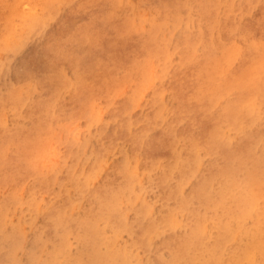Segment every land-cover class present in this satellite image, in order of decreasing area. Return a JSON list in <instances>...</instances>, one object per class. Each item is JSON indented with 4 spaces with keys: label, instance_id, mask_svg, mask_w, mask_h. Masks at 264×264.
Here are the masks:
<instances>
[{
    "label": "rangeland",
    "instance_id": "obj_1",
    "mask_svg": "<svg viewBox=\"0 0 264 264\" xmlns=\"http://www.w3.org/2000/svg\"><path fill=\"white\" fill-rule=\"evenodd\" d=\"M1 1L15 4L16 12L7 21L11 27L7 30L9 33L3 25L0 27V98L6 100L2 102L0 99V119L6 122H0V146H3L0 147V264H32L33 261V264H50L51 260V264H66L64 256L69 258L67 262L88 264V258L93 252L95 257L100 245V250L104 247V251L116 257V264H183L184 260L187 262L195 255L196 259H192L195 264H226L235 260L238 246L247 238L245 230L253 229L256 220L247 216L243 225L234 220L226 221L230 236L223 238L219 211L204 210L201 206L203 210H199V204L189 196L205 177L206 182L212 181L211 197L223 190L224 199L229 200L231 193L225 186L236 187L233 194L245 192L249 168L253 166L248 160L251 154L254 160L261 161V170L254 186L257 193L250 195L246 192L248 204L251 201V210L254 211L251 214L255 216L264 211V99L261 98H264V0H247V4L246 0H0V5ZM209 5L215 9L214 16L207 13ZM23 8L24 12L21 11ZM176 14H179L178 18ZM72 19L84 28L75 43L74 52L66 49L65 42L60 43L61 33L69 32L75 24ZM88 19L97 21L96 25L89 26L86 23ZM103 24H106V29L101 30ZM127 28L129 31L123 32ZM153 30L155 36L151 33ZM186 32L189 35L185 36ZM208 34L212 35L211 43ZM71 37L69 34L66 40ZM200 38L203 39L199 41ZM155 43L160 47L156 48ZM239 43L241 45L238 46ZM231 44L237 45L235 49L239 48L231 49ZM221 45L230 52L222 50ZM225 45L231 47L225 48ZM254 45L256 48L253 49ZM195 51L196 55L192 56ZM223 54L227 55V61L222 60L225 58ZM54 55L58 58H53ZM210 57L216 62H212ZM231 61V65L226 64ZM198 67H201V72ZM207 69H211V74ZM247 85L252 87L245 89ZM15 94L19 96L15 97ZM214 121H220L217 135L214 134V140L206 145L209 141L199 138V134L205 130L215 133ZM28 137L32 139L28 141ZM239 151L248 153L245 155L247 163L238 169L236 166L240 165L236 156ZM211 162L215 166L227 163L231 173L238 170L227 182L221 180L229 179V176L221 179L212 176L209 179ZM238 174L242 175L239 177ZM129 179L132 183H128ZM117 187L124 191L120 190L123 194L117 191ZM109 189H113L111 195L107 192ZM101 195L103 198L99 197ZM116 196H120L119 200L116 199L119 203H115ZM102 201H108L103 203L106 206H101ZM109 202L121 210L118 212ZM90 204V210H97L86 214ZM84 210L85 215H82ZM98 212H103L100 214L102 218ZM121 216H126L125 220ZM81 217L87 220L85 223L88 225L82 223ZM104 217L110 218L104 220ZM56 218L59 222L55 223ZM61 219L65 221H61L62 225ZM80 223L83 229L78 232L83 234L86 231L82 237L80 233H74L77 232L76 224ZM94 223L99 232L94 230ZM184 226L190 227L189 231ZM86 229L91 236H87ZM195 235L200 241L193 237ZM178 239L184 241L178 244ZM219 240L224 244L221 245ZM95 241L102 243L96 246ZM215 241L220 246L224 245L219 251L221 254L217 255L219 258L213 256L219 260H213V254L208 250V247L218 245H214ZM54 245L58 246L54 248ZM203 245V249H199ZM57 248L60 252H67L61 254ZM193 250L199 254H193ZM82 251L87 252V258ZM99 251L97 253L102 255L96 253V258L90 259H93V264H98L95 260L99 256L102 261L99 264H114L115 259L106 251ZM176 255L181 256L182 262ZM108 256L113 261L109 262ZM260 256L259 250L251 251L242 262H256ZM103 260L107 262L103 263ZM185 262L193 264L190 260Z\"/></svg>",
    "mask_w": 264,
    "mask_h": 264
},
{
    "label": "bare ground",
    "instance_id": "obj_2",
    "mask_svg": "<svg viewBox=\"0 0 264 264\" xmlns=\"http://www.w3.org/2000/svg\"><path fill=\"white\" fill-rule=\"evenodd\" d=\"M107 1H109V0H107ZM120 1V0H119ZM118 1V2H119ZM197 1V0H196ZM2 2V1H1ZM209 2V1H208ZM247 0L245 1V3L247 4ZM47 4H51V3H49V2H47ZM214 4V3H213ZM24 5V4H23ZM25 6V5H24ZM23 7V6H22ZM42 7V6H41ZM16 5L15 4H11V3H7V2H2L1 3V5H0V27L3 25L4 26V30H6V32L7 33H9V31H7L9 28H11V27H9V24H8V19H9V17H11V15L14 13V12H16ZM206 9H207V13H210L212 16H214L215 15V9L211 6V5H209V7H206ZM24 8L21 10V11H23L24 12ZM43 10H44V8H43ZM20 11V12H21ZM193 11V10H192ZM195 11V10H194ZM22 12V13H23ZM21 14V13H20ZM24 14V13H23ZM113 14V13H112ZM108 15V14H107ZM177 15V18H178V15L179 14H176ZM182 15V14H181ZM192 15V14H191ZM39 16V15H38ZM225 16V15H224ZM88 17H90V16H88ZM100 17H102V15L100 16ZM42 18V17H41ZM180 18H182V17H180ZM10 20V19H9ZM73 20V19H72ZM181 20V19H180ZM179 19H178V21H180ZM193 20V19H192ZM168 21V19L166 20V21H164V22H167ZM184 21V20H183ZM73 22H75V24L73 25V27H72V31L70 32H62L61 33V37H62V41L60 42V43H63V42H65L66 44H67V50H69V51H71V52H74L76 49V45H75V43H76V41H77V39H78V36L81 34V33H83V30H84V28L83 27H81L80 26V22H78V21H74L73 20ZM172 22V21H171ZM192 22V21H191ZM215 22H218V20L216 19V21ZM87 24H89V26H94V25H96V23H97V21H94V19H88L87 20V22H86ZM174 23V22H173ZM198 24V23H197ZM207 24V23H206ZM213 24V23H212ZM212 24H210V25H212ZM218 24V23H217ZM185 25H187V23L185 24ZM198 25H200V24H198ZM197 25V26H198ZM214 25V24H213ZM172 26H173V24H172ZM179 26V25H178ZM125 27H126V25H125ZM124 27V28H125ZM207 27V26H206ZM209 27H211V26H209ZM230 27V26H229ZM161 28V27H160ZM186 28H187V26H186ZM189 28V27H188ZM102 29H106V24H103V27L101 28V30ZM126 29V28H125ZM123 30V32L125 31H129L128 30V28H127V30ZM191 29V28H190ZM198 29H200V28H198ZM212 29H214V28H212ZM34 30V29H33ZM121 30V29H120ZM138 30V29H137ZM92 31V30H91ZM199 31V30H198ZM201 31H202V29H201ZM116 32H117V29H116ZM121 32H122V30H121ZM135 32V31H134ZM115 33V32H114ZM117 33H119V32H117ZM130 33V32H129ZM151 33H155V30H153ZM203 33V32H202ZM217 33H219V31H217ZM69 34H72V37L70 38V39H68V40H66V37H68V35ZM101 34H102V32H101ZM120 34V33H119ZM157 34V33H156ZM189 35V32H186L185 33V36L186 35ZM108 35V34H107ZM116 35H118V34H116ZM141 35V34H140ZM139 35V36H140ZM203 35V34H202ZM209 36H210V34H208ZM149 36H151V34L149 35ZM153 36H155V34L153 35ZM173 36V35H172ZM184 36V37H185ZM165 37V36H164ZM163 37V38H164ZM180 37H182V34H180ZM211 37H212V35L210 36V39H211ZM138 38V37H137ZM136 38V39H137ZM144 38V37H143ZM161 38L162 37H160L159 39V41H161ZM220 38V37H219ZM243 38H244V34H243ZM1 39H2V37H1ZM152 39H153V37H152ZM155 39V38H154ZM153 39V40H154ZM201 39H203V38H200L199 39V41L201 40ZM251 39H254V38H251ZM87 40V39H86ZM89 40V39H88ZM146 40V39H145ZM148 40V39H147ZM233 40V39H232ZM231 40V41H232ZM255 40V39H254ZM90 41V40H89ZM157 41V40H156ZM167 41V40H166ZM193 41V40H192ZM3 42V41H2ZM112 42H114V41H112ZM195 42V41H194ZM196 42H197V40H196ZM212 42V39H211V41H210V43ZM249 42H251V41H249ZM248 41H247V43H249ZM254 42V41H253ZM256 42V41H255ZM110 43V42H109ZM3 44H4V42H3ZM156 44V43H155ZM183 44H185V43H183ZM189 44H192V43H189ZM194 44H196V43H194ZM198 44V43H197ZM251 44H252V42H251ZM157 45V44H156ZM164 45V44H163ZM167 44H165V46H166ZM234 44H231V46H232V48L231 49H235V47L237 46V45H235V47L233 46ZM239 45H241L240 43L238 44V46ZM256 45H257V42H256ZM256 45H254L253 46V49H254V47L256 46ZM95 46H96V43H95ZM142 46V45H141ZM158 46V45H157ZM155 46L156 48H159L160 46ZM165 46H163V47H165ZM197 46V45H196ZM196 46L194 45V47L196 48ZM205 46V45H204ZM226 46H228V45H225V48H228V47H226ZM230 46V47H231ZM0 47H1V45H0ZM149 47V46H148ZM154 47V49H156ZM192 47H193V44H192ZM223 46L221 45V48H222ZM229 47V48H230ZM162 48V47H161ZM195 48H193V49H195ZM220 48V49H221ZM239 47H237V49H238ZM242 48V47H241ZM240 48V49H241ZM256 48V47H255ZM54 49V48H53ZM56 49V48H55ZM150 49V48H149ZM237 49H235V50H237ZM148 50V49H147ZM157 50V49H156ZM188 50V49H187ZM191 50H192V48H191ZM196 50V49H195ZM222 50H224L225 51V49H223L222 48ZM230 50V49H229ZM229 50H227V51H229ZM150 50H148V52H149ZM158 51V50H157ZM227 51H225V52H227ZM232 51V50H231ZM240 51V50H239ZM153 52H155V51H153ZM220 52H221V50H220ZM225 52H223V53H225ZM230 52V51H229ZM233 52H235V51H233ZM232 52V53H233ZM241 52V51H240ZM240 52H236L237 54L239 53L240 54ZM242 52H243V50H242ZM138 53V52H137ZM150 53V52H149ZM156 53V52H155ZM155 53H154V55H155ZM158 53V52H157ZM187 53V52H186ZM193 54H192V56L196 53V51L195 52H192ZM236 53H235V55H236ZM189 54V53H188ZM190 54H191V52H190ZM189 54V55H190ZM206 54H207V52H206ZM205 54V55H206ZM80 55V54H79ZM152 55H153V53H152ZM187 55V54H186ZM196 55V54H195ZM221 54L219 53V56H220ZM224 55V54H223ZM234 54H232V56H233ZM243 55V54H242ZM241 54H240V56H242ZM151 56V55H150ZM213 56H215L214 54H213ZM222 56V55H221ZM225 56V58L224 57H222V58H224V59H222V60H226V58H227V55H224ZM239 56V55H238ZM53 58H58V56H56V55H54V56H52ZM134 57H135V55H134ZM133 57V58H134ZM186 57V56H185ZM191 57V56H190ZM189 57V60L191 59ZM215 57H217V56H215ZM97 58V57H96ZM135 58H137V57H135ZM194 58H198L197 56H194ZM210 58H212V57H210ZM230 58H232V57H230ZM187 59V58H186ZM185 59V60H186ZM237 59V58H236ZM255 59H257V58H255ZM255 59H254V61H255ZM208 60V58L206 59V61ZM215 61V58L213 59L212 58V62H214ZM219 60V59H218ZM230 60H232V59H230ZM77 61V60H76ZM209 61H210V59H209ZM227 61V60H226ZM225 61V62H226ZM256 61H258V59L256 60ZM182 62V61H181ZM190 62V61H189ZM216 62V61H215ZM214 62V63H215ZM224 62V61H223ZM233 61H231V62H227L226 64H230L231 65V63H232ZM97 63V62H96ZM185 63V62H184ZM214 63H213V65H214ZM256 63V62H255ZM261 63V62H260ZM77 64V63H76ZM187 64V63H186ZM209 64V63H208ZM207 64V65H208ZM78 65V64H77ZM181 65H182V63H181ZM203 65V64H202ZM206 65V66H207ZM218 65H220V64H218ZM230 65L229 66H227V67H230ZM184 66H186V65H184ZM211 66V65H210ZM214 66H216V65H214ZM254 66H256V65H254ZM75 67V66H74ZM202 67V66H201ZM201 67L199 68V70L201 69ZM212 67V66H211ZM218 67V66H217ZM226 67V68H227ZM262 67V66H261ZM203 68V67H202ZM206 68V67H205ZM219 68V67H218ZM256 68H257V66H256ZM59 70V69H58ZM72 70V69H71ZM196 70V69H195ZM203 70V69H202ZM208 70V69H207ZM206 70V71H207ZM211 69H209L208 71H210ZM197 71V70H196ZM221 71H222V67H221ZM264 71V70H263ZM200 72H201V70H200ZM203 72H205V71H203ZM53 73V72H52ZM76 73V72H75ZM260 73V72H259ZM60 74V73H59ZM112 74V73H111ZM210 74H211V71H210ZM56 75H57V73H56ZM78 75H79V73H78ZM78 75H77V77H78ZM110 75V74H109ZM197 75V74H196ZM195 75V76H196ZM58 76V75H57ZM111 76V75H110ZM263 76V75H262ZM60 77V76H59ZM58 77V78H59ZM80 77V76H79ZM78 77V78H79ZM102 77H104L105 78V76L103 75ZM104 78H102V79H104ZM195 78V77H194ZM261 78V77H260ZM264 78V77H263ZM48 80H49V78H47ZM106 79H107V77H106ZM260 82L259 83H262L261 82V80L260 79H258ZM68 81V80H67ZM61 82H62V80H61ZM106 82V81H105ZM256 81H254V83H255ZM64 83V82H63ZM250 83V82H249ZM256 83H258V82H256ZM71 84V83H70ZM78 84V83H77ZM98 84V83H97ZM248 84V83H247ZM72 85V84H71ZM250 85H254V84H250ZM250 85H247V86H245V89H246V87H247V89H248V87H252V86H250ZM70 86V85H69ZM106 86V85H105ZM255 86H256V84H255ZM40 87H42V86H40ZM67 87V86H66ZM263 88V87H262ZM264 89V88H263ZM60 90V89H59ZM63 90H64V88H63ZM66 90V89H65ZM64 90V91H65ZM256 90V89H255ZM260 90H262L261 88H260ZM260 90H256V91H260ZM56 91V90H55ZM244 91V90H243ZM247 91V90H246ZM106 92V91H105ZM11 93V92H10ZM13 93V92H12ZM254 93V92H253ZM9 92H7V96L9 97ZM255 94V93H254ZM6 95V94H5ZM16 95L17 94H15V97H16ZM242 95V94H241ZM240 95V96H241ZM257 95V94H256ZM11 96V95H10ZM13 96V95H12ZM17 96H19V95H17ZM239 96V95H238ZM14 97V98H15ZM55 97V96H54ZM53 97V99L52 100H55V98ZM2 98V97H1ZM0 98V99H1ZM10 98V97H9ZM13 98V99H14ZM19 98V97H18ZM17 98V100H19ZM58 98H59V96H58ZM237 98H239V97H237ZM262 99H264L263 97H261ZM11 99H12V97H11ZM5 100V99H4ZM3 100V101H4ZM198 100V99H197ZM196 100V101H197ZM1 101H2V99H1ZM2 101V102H3ZM10 101V100H9ZM199 101V100H198ZM5 102H6V100H5ZM14 102V101H13ZM34 102V101H33ZM56 102H57V100H56ZM52 103V102H51ZM9 104H11V103H9ZM8 104V105H9ZM52 104H54L55 105V103H52ZM1 105H3V103H1ZM4 106V105H3ZM46 106H48V105H46ZM53 107H55V106H53ZM31 108V107H30ZM16 109V108H15ZM124 109V108H123ZM46 110V109H45ZM17 111V110H16ZM60 111H62L61 110V108H60ZM211 111V110H210ZM29 112V111H28ZM48 112V111H47ZM213 112V111H212ZM18 113H20V111L18 112ZM57 113V112H56ZM123 113V112H122ZM183 113V112H182ZM227 113V112H226ZM230 113V112H229ZM235 113V112H234ZM124 114V113H123ZM202 114V113H201ZM200 114V115H201ZM208 114V113H207ZM21 115V114H20ZM20 115H18V116H20ZM46 115V114H45ZM51 115V114H50ZM59 115V114H58ZM203 115V114H202ZM208 116H210V114H208ZM224 116H225V114H224ZM230 116H232L233 117V115L231 114ZM229 116V117H230ZM0 118H1V116H0ZM51 118V117H50ZM191 118V117H190ZM206 118V117H205ZM210 118V117H209ZM225 119H228L227 117H224ZM231 118V117H230ZM238 117H236L235 118V120L237 119ZM182 120V119H181ZM190 120V119H189ZM212 120V119H211ZM4 121V120H3ZM130 121V120H129ZM129 121H128V123H129ZM0 122H2L1 121V119H0ZM51 122V121H50ZM149 122V121H148ZM171 122V121H170ZM6 124V122H2V124ZM123 123V122H122ZM214 123V125L213 124H211V125H213L212 127L215 129V133H214V131H210L211 133H212V135H211V133L209 132V130H205V131H202V133L201 134H199L200 136H199V138H203L206 142L207 141H209V142H207L206 143V145L207 144H211V142L214 140V139H212V137L214 138V134L215 135H217L216 134V132H217V127H218V125H219V123H220V121H214L213 122ZM48 125V124H47ZM51 125V124H50ZM148 125V124H147ZM170 125H172V123L170 124ZM128 126V125H127ZM0 127H1V125H0ZM5 127V126H4ZM3 127V128H4ZM170 127V126H169ZM6 128H8V127H6ZM197 128V127H196ZM147 129H149V128H147ZM170 129H171V127H170ZM169 130V129H168ZM7 131V130H6ZM10 131V130H9ZM8 131V132H9ZM145 131V130H144ZM170 131V130H169ZM174 131V130H173ZM1 132H3L2 130H1ZM37 132V131H36ZM167 132V131H166ZM141 133H142V131H141ZM141 133H139V134H141ZM144 133V132H143ZM145 133H147V132H145ZM187 133V132H186ZM2 134V133H1ZM38 135V134H37ZM143 135V134H142ZM175 135V134H174ZM184 135H185V133H184ZM188 135V134H187ZM6 136V135H5ZM4 136V137H5ZM138 136V135H137ZM141 136V135H140ZM145 136V135H144ZM189 136V135H188ZM4 137L2 136L1 137V139H4ZM158 137V136H157ZM177 136H175V138H176ZM180 137V136H179ZM190 137V136H189ZM188 137V138H189ZM8 138H11V137H9L8 136ZM25 138V137H24ZM24 138H23V141H24ZM141 138V137H140ZM28 139V141H30L32 138H30V137H28L27 138ZM37 139V138H36ZM35 139V140H36ZM157 139V138H156ZM162 139V138H161ZM177 139V138H176ZM195 139V138H194ZM210 140H212V141H210ZM19 141V140H18ZM22 141V142H23ZM165 141V140H164ZM11 142V141H10ZM9 142V143H10ZM133 142V141H132ZM176 142H177V140H176ZM3 143V142H2ZM8 143V142H7ZM13 143V142H12ZM145 143H147L146 141H145ZM170 143V142H169ZM251 143V142H250ZM165 144V143H164ZM218 144V143H217ZM1 145V144H0ZM4 145V144H3ZM166 145H167V143H166ZM174 145H176V144H174ZM236 145V144H235ZM252 145H253V143H252ZM209 146V145H208ZM0 147H3V146H0ZM5 147V146H4ZM8 147V146H7ZM24 147V149H25V146H23ZM220 147V146H219ZM235 147V146H234ZM246 147H247V144H246ZM252 147V146H251ZM17 148V147H16ZM249 147H247V149H248ZM22 149V148H21ZM168 149V148H167ZM0 150H1V148H0ZM26 150V149H25ZM225 150V149H224ZM230 150H233V149H230ZM249 150V149H248ZM248 150H246V151H248ZM260 150V149H259ZM8 151V150H7ZM20 151V150H19ZM27 152H28V150H26ZM171 151H172V149H171ZM219 151H221V150H219ZM218 151V152H219ZM246 151H242V152H240L239 151V154L236 156V157H238V161H237V163H239V165L240 166H238V164H237V168L238 167H243V166H245V164L247 163V161H246V158H245V155H247V153L248 152H246ZM250 151V150H249ZM261 151V150H260ZM2 152H4V150L2 151ZM226 152H228V151H226ZM230 152V151H229ZM234 152H236V151H234ZM256 152V151H255ZM254 152V153H255ZM224 153V152H223ZM233 153V152H232ZM261 152H259V154H260ZM228 154V153H227ZM226 154V155H227ZM235 154V153H234ZM234 154H230L229 153V155H233L234 156ZM32 155V154H31ZM126 155V154H125ZM190 154H188V156H189ZM220 155V154H219ZM251 154H249L248 155V160L250 161V162H252L253 163V166H252V168L250 167L249 168V172H248V179H247V181H246V185H247V190H245V192H241V191H239V193L238 194H233V192L232 191H234V192H236V187H234V186H232V187H230V186H225V189H227V191L228 192H230L231 193V198L229 199V200H225L224 199V195H225V193H224V191L223 190H221L220 192H218V193H216L215 192V194H213V196L211 197V195L212 194H210L209 192H211L212 191V185H210L211 184V180H208L207 182H206V177L205 178H203V176L201 177V179H202V181L200 182V183H197L196 184V186L193 188V190H192V194L189 196V198H191V200L192 199H194V201H196L198 204H199V210H203V209H201V207H204L205 209L204 210H206V209H209V208H211V209H215L216 211H219V212H217L218 213V217L220 218V222L221 223H219L220 225L219 226H221V228L223 229L222 231H223V235L224 236H222L223 238L225 237H227V238H229V236H230V229H229V225H228V227H227V224L225 223L226 221H230V220H234V221H236V222H238V225H243V224H245V217H247L248 216V218L250 217L251 219H254V220H256V223H254L253 224V226H254V228L253 229H246L245 231V233H247V238H246V240L243 242V243H241L239 246H238V251H236L237 253H236V255L234 256V257H236V259L235 260H233V261H228L226 264H248V263H245V261L244 262H242V259L243 258H248L249 257V255H250V253H251V251H255V250H259L260 251V253H261V259L259 260V261H256V262H252V263H249V264H264V211H263V213H261V215H259V216H255L254 214H251V213H254V211L253 210H251V201H250V203L248 204V195H247V193L248 194H250V195H253V194H256L257 193V190L254 188V186L256 185V176H257V174L259 173V171L261 170V168H260V165H259V163L261 162L260 160H254L251 156H250ZM24 156H25V154H24ZM240 156H241V158H240ZM260 156V155H259ZM4 157V156H3ZM2 157V158H3ZM21 157V156H20ZM31 157V156H30ZM145 157V156H144ZM151 157V156H150ZM225 157H227V156H225ZM232 158L233 157H231L230 158V160H232ZM226 159V158H225ZM224 159V160H225ZM242 159V160H241ZM26 160V159H25ZM24 160V161H25ZM125 160H127V157H126V159L124 158V161ZM183 160V159H182ZM22 161H23V159H22ZM172 161V160H171ZM175 161H177V160H175ZM175 161H174V163H175ZM227 161H229V158L227 157ZM179 162H180V160H179ZM185 162V161H184ZM215 162H216V159H215ZM168 163H170V162H168ZM177 163V162H176ZM175 163V164H176ZM183 163V162H182ZM190 163V162H189ZM212 163V162H211ZM221 163V162H220ZM2 163H0V165H1ZM179 164V163H178ZM215 164H217V163H215ZM231 164V163H230ZM190 165H192V164H190ZM227 165V163H223L222 162V164H220L219 166H215V165H213V163H212V166H214V167H210V171H211V174L210 173H208L209 174V179L212 177V176H214V177H216V178H218V179H221L222 177H228L229 176V179L227 178H225V180L223 179V180H221V182H224V181H230V177H233V174H235V172H237V170L239 169H236L234 172H232L231 173V171H230V169L229 168H231V167H228V166H226ZM229 165V164H228ZM3 166V165H2ZM1 166V167H2ZM31 166H32V164H31ZM124 166V165H123ZM174 166V165H173ZM172 166V167H173ZM179 166H180V164H179ZM182 166H183V164H182ZM189 166V165H188ZM19 167V166H18ZM172 167H171V170H172ZM177 167V166H176ZM175 167V168H176ZM170 168V167H169ZM191 168H193V167H191ZM13 169V168H12ZM119 169H120V167H119ZM123 169V168H122ZM164 169V168H163ZM190 169V168H189ZM196 169H198V167L196 168ZM124 170H126L125 168H124ZM168 170V169H167ZM166 170V171H167ZM171 170H169V172L171 171ZM179 170V169H178ZM163 171V170H162ZM244 171V170H243ZM118 172V171H117ZM122 172L124 173V171L122 170ZM164 172V171H163ZM162 172V173H163ZM174 171H172V173H173ZM182 172V171H181ZM188 172H189V170H188ZM165 173V172H164ZM163 173V174H164ZM177 173H178V171H177ZM241 173V172H240ZM2 174V173H1ZM157 174H159V173H157ZM168 174H171V173H168ZM174 174V173H173ZM176 174V173H175ZM179 174V173H178ZM184 174V173H183ZM5 176L7 175V174H4ZM180 175V174H179ZM239 175V177L242 175V174H238ZM4 176V177H5ZM125 176V175H124ZM161 176H163V175H161ZM160 176V177H161ZM184 176H186V175H184ZM245 176V175H244ZM126 177V176H125ZM235 177H237V176H235ZM128 178H130L129 177V175H128ZM74 179V178H73ZM85 179V178H84ZM120 179H122V178H120ZM160 179V178H159ZM162 179V178H161ZM167 179H169V178H167ZM178 179V178H177ZM200 179V180H201ZM75 180H77V179H75ZM82 180V179H81ZM107 180V179H106ZM113 180H115V179H113ZM118 180V179H117ZM117 180H115V181H117ZM130 181H128V183H132V179H129ZM163 180H164V177H163ZM78 181V180H77ZM109 181V180H108ZM123 181V180H122ZM127 181V180H126ZM165 181V180H164ZM167 181V180H166ZM165 181V182H166ZM75 182V181H74ZM83 182H84V180H83ZM82 182V183H83ZM124 182V181H123ZM80 183V182H79ZM82 183H81V185H82ZM106 183H107V181H106ZM105 183V184H106ZM110 183V182H109ZM116 183V182H115ZM120 183V182H119ZM119 183H117L116 185H118ZM126 183V182H125ZM157 183V182H156ZM160 183H161V181H160ZM78 184V183H77ZM77 184H76V186H77ZM121 184V183H120ZM119 184V185H120ZM166 184V183H165ZM170 184V183H169ZM109 185V184H108ZM123 185V184H122ZM210 185V186H209ZM103 186H104V184H103ZM106 186V185H105ZM156 186V185H155ZM170 186H174V185H171L170 184ZM208 186H209V188H208ZM81 187V186H80ZM79 187V188H80ZM111 187V186H110ZM115 187V186H114ZM113 187V188H114ZM120 187H121V185H120ZM163 187V186H162ZM175 187V186H174ZM112 188V187H111ZM127 188V187H126ZM129 188V187H128ZM128 188L126 189V190H128ZM164 188H165V186H164ZM168 188V187H167ZM177 188V187H176ZM117 189H119V190H117ZM117 191L119 192V193H121V189L120 188H118L117 187ZM161 189V188H160ZM173 189V188H172ZM221 189H223V187H221ZM246 189V188H245ZM110 191H108L107 190V192L111 195V190L113 191V189H109ZM114 190H115V188H114ZM121 190V191H120ZM125 190V191H126ZM167 190V189H166ZM116 191V192H117ZM158 191L160 192V190L158 189ZM162 191H164V189L162 190ZM191 191V190H190ZM189 191V192H190ZM106 192V191H105ZM122 192H124V191H122ZM247 192V193H246ZM118 193V194H119ZM166 194H167V192H165ZM165 193H164V195H165ZM107 194V193H106ZM121 194H123V193H121ZM99 195V194H98ZM102 195H104V194H102ZM102 195L101 196H99L100 198L102 197ZM168 195V194H167ZM262 195H264V194H262ZM262 195H260V196H262ZM107 196H108V194H107ZM118 196V195H117ZM117 196H116V198H115V201H116V199H118L119 200V198H120V196H119V198H117ZM160 196V195H159ZM259 196V197H260ZM98 197V196H97ZM105 197V196H104ZM164 197V196H163ZM166 197V196H165ZM264 197V196H263ZM19 198V197H18ZM103 198V197H102ZM111 198V196H109V199ZM97 199V198H96ZM105 199V198H104ZM103 199V200H104ZM112 199H113V197H112ZM204 199H208V200H211V201H204ZM21 200V199H20ZM106 200V199H105ZM111 200V199H110ZM122 201V200H121ZM99 202H101V200H99ZM108 202V201H107ZM107 202H103L102 201V205L99 203V206H98V208L100 207V205L101 206H106L105 204L103 205V203H107ZM112 202V201H111ZM111 202H109V204L111 203ZM118 201H116L115 203H117ZM120 202V201H119ZM118 202V203H119ZM114 203V202H113ZM114 203V204H115ZM92 204V203H91ZM91 204L88 206L89 207V209L87 210V213L86 214H88L89 212L88 211H90L91 213H92V211L93 210H95V209H92V210H90V206H91ZM98 204V203H97ZM108 204V205H109ZM30 205H32V203L30 204ZM110 205H112V206H115L114 208H116V206L117 205H113L112 203L110 204ZM196 206H197V204H195ZM111 206V208H113ZM195 206V207H196ZM201 206V207H200ZM97 207V206H96ZM66 208V207H65ZM65 208H64V210H65ZM106 208V207H105ZM113 208V209H114ZM56 209V208H55ZM100 209V208H99ZM108 209L110 210V208H109V206H108ZM210 209V210H211ZM64 210L62 209V212H63V214H64ZM97 210V209H96ZM102 210V209H101ZM107 210V209H106ZM105 210V211H106ZM116 210L118 211V208H116ZM120 210H121V208H120ZM119 210V211H120ZM139 210V209H138ZM145 210V209H144ZM99 211V210H98ZM113 211H115V210H113ZM118 211V212H119ZM252 211V212H251ZM57 212H59L58 210H57ZM96 212V211H95ZM101 212V211H100ZM107 212H108V210H107ZM107 212H105V214H107ZM111 212V211H110ZM123 212V211H122ZM205 212V211H204ZM56 213V212H55ZM61 213V212H60ZM82 213H83V211H82ZM99 213V212H98ZM103 213V212H102ZM102 213H99V215L100 214H102ZM138 213V212H137ZM136 213V214H137ZM140 213V212H139ZM142 213V212H141ZM214 213V212H213ZM62 214V215H63ZM120 214H121V212H120ZM119 214V215H120ZM124 214V213H123ZM189 214V213H188ZM196 214V213H195ZM51 215V214H50ZM49 215V216H50ZM54 215V214H53ZM61 215V214H60ZM82 215H85V210H84V214H82ZM103 215V214H102ZM102 215H100L101 217L100 218H102L103 216ZM108 215V214H107ZM118 215V216H119ZM139 215H142V214H139ZM200 215V214H199ZM55 216H57V215H55ZM69 216V215H68ZM90 216H92V215H90ZM106 216V215H105ZM187 216V215H186ZM189 216V215H188ZM52 217V216H51ZM86 219H88V216L86 215ZM94 217H96V216H94ZM111 217V216H110ZM110 217H108V218H110ZM120 217V216H119ZM122 217V220H123V218H124V220H125V218H126V216L124 217V216H121ZM59 218H61V216L59 217ZM64 218V217H63ZM69 218L70 219H72V217H70L69 216ZM80 218V217H79ZM84 218H85V216H84ZM97 218H99V216H97ZM108 218H106V217H104V220H106V219H108ZM114 218H115V215H114ZM137 218V217H136ZM186 218H188V217H186ZM196 218V217H195ZM6 219V218H5ZM48 219V218H47ZM50 219V218H49ZM84 220L83 219V217H81V220L83 221L84 220V222H82L81 220V222L82 223H85L87 220ZM93 219V218H92ZM91 219V220H92ZM193 219V218H192ZM55 221V223L56 222H59V219H54ZM58 220V221H57ZM100 220H102V219H100ZM121 220V219H120ZM135 220V219H134ZM141 220V219H140ZM139 220V221H140ZM186 220V219H185ZM196 220V219H195ZM6 221V220H5ZM61 221L62 222H65V221H63L62 219L60 220V223H61ZM69 221V220H68ZM70 221H73V220H70ZM69 221V222H70ZM74 221H75V219H74ZM94 221V220H93ZM97 222L99 221V220H96ZM132 221V220H131ZM136 221V220H135ZM134 221V222H135ZM152 221H153V219H152ZM152 221H149V222H152ZM187 221H189V220H187ZM7 222V221H6ZM5 222V223H6ZM51 222H53V217L51 218ZM76 222H79V221H76ZM133 222V221H132ZM193 222H194V219H193ZM214 222H215V220H214ZM217 222V221H216ZM54 223V224H55ZM59 223V224H60ZM66 223H67V220H66ZM82 223H80V224H76L77 226H76V228H75V231H77V232H74V233H77V235H79V233L80 232H78V230L79 231H81L82 229H83V225H82ZM93 223V222H92ZM96 223V222H95ZM94 223V225H95V229L94 230H97L98 231V227L96 226V224ZM108 223H109V221H108ZM107 223V224H108ZM110 223H112V222H110ZM109 223V224H110ZM115 223V222H114ZM122 223V222H121ZM141 223V222H140ZM58 224V223H57ZM58 224V225H59ZM86 224V223H85ZM101 224V223H100ZM113 224V223H112ZM123 224V223H122ZM129 224H130V222H129ZM128 224V225H129ZM138 224V223H137ZM193 224V223H192ZM232 224H234V222L232 223ZM1 225V224H0ZM48 225V224H47ZM61 225H62V223H61ZM86 225H88V223L86 224ZM184 225V224H183ZM53 226H56V224L55 225H53ZM118 226H120V225H118ZM122 226V225H121ZM131 226V225H130ZM134 226V225H133ZM145 226V225H144ZM1 227V226H0ZM3 227V226H2ZM47 227V226H46ZM75 227V226H74ZM84 227H86V226H84ZM89 227V226H88ZM87 227V228H88ZM92 227V226H91ZM90 227V228H91ZM111 227L112 228H118V227H113L112 225H111ZM185 227V226H184ZM186 227H188V226H186ZM185 227V228H186ZM192 227H194V226H192ZM42 228H44V227H42ZM68 228V227H67ZM66 228V229H67ZM96 228H98V229H96ZM131 228H133V227H131ZM147 228V227H146ZM189 228L190 227H188V230L187 231H189ZM217 228V227H216ZM65 229V230H66ZM69 229V228H68ZM67 229V230H68ZM70 229H72L71 227H70ZM100 229H101V226H100ZM103 229V228H102ZM105 230H106V228H104ZM87 230V236H91V234H90V231H88V229H86ZM184 230V229H183ZM218 230V229H217ZM72 231V230H71ZM93 231V230H92ZM91 231V233L93 234V232ZM97 231H94V232H97ZM102 231V230H101ZM133 231V230H132ZM182 231V230H181ZM186 231V232H187ZM196 231V230H195ZM99 232V231H98ZM103 233H104V231H102ZM186 232H185V230H184V233L186 234ZM192 231H190V232H188L189 234L191 233ZM206 232H207V230H206ZM205 232V233H206ZM83 234H86V231L85 232H82ZM143 233V232H142ZM183 233V234H184ZM187 233V234H188ZM199 233V232H198ZM208 233V232H207ZM61 234V233H60ZM83 234H81L80 233V235L79 236H83ZM98 234V233H97ZM102 234V233H101ZM105 234V233H104ZM188 234V235H189ZM195 234H197V233H195ZM199 234H201L202 235V232H200ZM218 234V233H217ZM95 236H98V235H96V234H94ZM100 235V234H99ZM147 235V234H146ZM187 235V236H188ZM191 235V234H190ZM203 235H205V234H203ZM202 235V236H203ZM61 236H63V234L61 235ZM139 236L141 237V234H139ZM198 236V235H197ZM201 236V237H202ZM206 237H207V235H205ZM208 236H209V234H208ZM1 237V236H0ZM55 237V236H54ZM53 237V238H54ZM99 237V236H98ZM101 237V236H100ZM180 237V236H179ZM185 237V236H184ZM184 237H183V239H184ZM190 237V236H189ZM189 237H186V238H188L189 239ZM192 237V236H191ZM193 237H195L196 238V235L195 236H193ZM199 237H200V235H199ZM4 238V237H3ZM142 238V237H141ZM182 238V237H181ZM185 238V239H186ZM209 238H211V237H209ZM64 239V238H63ZM84 239H85V237H84ZM87 239H89V238H87ZM96 239V238H95ZM101 238H98L97 240H100ZM103 239H104V237L102 238V242H103V246H104V241H103ZM183 239H181L182 241H184ZM196 239H198V238H196ZM203 239V238H202ZM206 239V238H205ZM215 240H216V238H214ZM1 240H2V238H1ZM86 240V239H85ZM96 240V241H97ZM105 240V239H104ZM181 240L179 241V239H178V244L181 242ZM194 240V239H193ZM199 241H200V238L198 239ZM254 240H255V243H254ZM61 241V240H60ZM60 241L58 242V244L60 243ZM95 241V244L97 243V245L96 246H98L100 243H102V242H96ZM185 241H187V239L185 240ZM192 241V240H191ZM206 241V240H205ZM207 241H209L208 239H207ZM227 241V240H226ZM55 242H57V241H55ZM62 242H63V240H62ZM61 242V243H62ZM65 242V241H64ZM84 242V241H83ZM94 242V241H93ZM93 242H91V244L93 243ZM187 242H189L190 243V240L189 241H187ZM216 242V241H215ZM219 243L221 242L220 240L218 241ZM224 242V241H223ZM106 243V242H105ZM186 243V242H185ZM185 243H184V245H185ZM189 243H187L188 245H189ZM196 243V242H195ZM205 243V245H206V242H204ZM219 243H217L216 242V244H214V245H217V246H212V247H208L209 249L208 250H210V252L213 254H211L212 255V257L213 256H215L216 258H219V257H217V255H220L221 253H219V251L221 250V247H223V246H220L219 245ZM64 244V243H63ZM87 244H89V243H87ZM181 244V243H180ZM200 245L202 244V242H200L199 243ZM198 244V245H199ZM221 245L222 244H224V243H220ZM55 245H56V243H55ZM54 245V246H55ZM60 245V244H59ZM65 245V244H64ZM93 245V244H92ZM107 245V244H106ZM177 245V244H176ZM184 245H182V246H184ZM192 245H193V243H192ZM195 245V244H194ZM199 245V246H200ZM53 246V247H54ZM58 246V245H57ZM57 246H55L54 248H56ZM61 246V245H60ZM66 246V245H65ZM64 246V247H65ZM86 246H88V245H86ZM62 247V246H61ZM63 247V249H65ZM90 247H92V246H90ZM95 247V246H94ZM100 247L102 248V246L100 245ZM99 247V248H100ZM173 247V246H172ZM177 247H181L180 245H177ZM185 247H187V245L186 246H184V248ZM202 247H204V245L203 246H201V248H199V249H203ZM206 247H207V245H206ZM85 248V247H84ZM100 248V249H101ZM174 248V247H173ZM188 248V250H191V248L189 249V247H187ZM187 248H186V250H187ZM61 249V248H60ZM95 248H93V249H91V250H94ZM99 249V250H100ZM175 249H176V246H175ZM175 249H174V251H175ZM180 249V248H179ZM197 250H198V248H196ZM207 249V248H206ZM232 249H234V247L232 248ZM54 249H52V251H53ZM56 250V249H55ZM59 249L57 248V251H58ZM86 250V249H85ZM90 250V249H89ZM98 250V249H97ZM98 250V251H99ZM181 250H182V248H181ZM186 250H184V252L186 251ZM51 251V252H52ZM56 251V252H57ZM63 251H65V250H62V252H60V250H59V252L62 254L63 253ZM79 251H81V250H79ZM97 251V252H98ZM100 251H103L104 253H105V251H104V247H103V249L102 250H100ZM99 251V252H100ZM174 251H173V254L175 255V253H174ZM177 251H179V250H177ZM176 251V252H177ZM183 251V250H182ZM199 251V250H198ZM200 251H205V249L204 250H200ZM222 251V250H221ZM229 251H231V250H229ZM53 252H55V251H53ZM55 252V253H56ZM65 252H67V251H65ZM83 252V251H82ZM81 252V253H82ZM96 252V253H97ZM108 251H106V253H107ZM188 252V251H187ZM187 252H185L186 254H188ZM193 252H197V251H192V253ZM55 253H53V254H55ZM75 253V252H74ZM74 253H71L72 255H74ZM77 253H79L78 251H77ZM81 253H80V256H81ZM83 253H85V252H83ZM87 253V252H86ZM86 253H85V257H86ZM88 253H89V251H88ZM96 253H95V257L93 256V254H94V252L92 253V257H94V259L96 258ZM179 253H180V251H179ZM198 253V252H197ZM208 252H206V253H204V254H207ZM224 253V252H223ZM242 253V254H241ZM52 253H50L49 255H51ZM65 254V253H64ZM71 254H69L68 255V257H70V255ZM98 254V253H97ZM99 254H101V252L99 253ZM98 254V255H99ZM108 254V253H107ZM181 254H183V253H180V255ZM190 254V253H189ZM194 254V253H193ZM199 254V253H198ZM201 254V253H200ZM10 255V254H9ZM14 255V254H13ZM60 255V254H59ZM65 255H67V253L65 254ZM71 255V256H72ZM76 255V254H75ZM74 255V256H75ZM82 255H84V254H82ZM88 255V254H87ZM102 255V254H101ZM110 257H112V255L109 253L108 254ZM184 256H185V254H183ZM210 255V254H209ZM56 255H54L53 257H55ZM64 256V255H63ZM77 256V255H76ZM91 256V255H90ZM104 256V255H103ZM108 256V257H109ZM176 256H178V255H176ZM182 256V255H181ZM181 256H178L179 258H178V260L179 261H181L182 262V260H181ZM183 256V258L185 259V257ZM188 256V255H187ZM193 256V255H192ZM198 256V255H197ZM207 255H205V256H203L204 258L206 257ZM34 257H35V255H34ZM33 257V258H34ZM52 257V256H51ZM52 257V258H53ZM57 257V256H56ZM82 257V256H81ZM89 257V256H88ZM91 257V258H92ZM100 257L101 256H99V258L98 259H96L95 261H97L98 260V264H99V262H102L101 260H100ZM107 257V258H108ZM109 257V258H110ZM173 257H175V256H173ZM189 257V256H188ZM187 257V258H188ZM202 257V258H203ZM211 257V258H212ZM223 257V256H222ZM221 257V258H222ZM227 257V256H226ZM258 257H259V255H258ZM47 258H49L48 260H50V256L49 257H47ZM64 258H66V260H68L67 259V257H65L64 256ZM71 258V257H70ZM73 258V257H72ZM87 258V257H86ZM91 258H88L89 259V263L88 264H90V262H92V264H93V259L92 260H90ZM107 258H105V259H107ZM115 259L114 261H113V259ZM112 258H110V260H109V262H111V259H112V261H113V263L114 264H116L115 263V261H117L116 260V257L114 258V256L112 257ZM176 258V257H175ZM192 258V257H191ZM196 259V255L192 258V259ZM199 258H200V255H199ZM208 258H210V256L208 257ZM208 258H206V261H208L207 259ZM214 258V257H213ZM256 258V257H255ZM29 259H30V257H29ZM54 259V258H53ZM192 259H188V260H190V262L192 261V263L193 264H195L194 262H193V260ZM31 260V259H30ZM66 260H64V262L66 263V264H74V263H72V261H71V263H70V260H69V262H67ZM71 260H77V259H71ZM82 260H84V258L82 259ZM108 260V259H107ZM107 260H103V263H104V261H106L107 262ZM187 260V259H186ZM188 260H187V262H185V260L182 262L183 264H184V262L185 263H188ZM213 260H219V259H213ZM221 260V259H220ZM33 260H31V262H32ZM79 261H80V259H79ZM85 261H87V260H85ZM204 261H205V259H203V263H204ZM15 262V261H14ZM30 262V261H29ZM44 262H46V261H44ZM48 262V261H47ZM53 262H54V260H53ZM78 262V261H77ZM82 262V261H81ZM84 262V261H83ZM105 262V263H106ZM196 262V261H195ZM197 262H199V261H197ZM200 262H201V260H200ZM199 262V263H200ZM17 263V262H16ZM18 263H21L20 262V260H18ZM34 263V261L32 262V264ZM51 263H52V260H51ZM50 263V264H51ZM76 263V262H75ZM96 263V262H95ZM94 263V264H95ZM120 263V262H119ZM202 263V262H201ZM219 263V262H218ZM222 262H220L219 264H221ZM41 264V263H40ZM77 264V263H76ZM83 264H85V263H83ZM101 264V263H100ZM205 264V263H204Z\"/></svg>",
    "mask_w": 264,
    "mask_h": 264
}]
</instances>
